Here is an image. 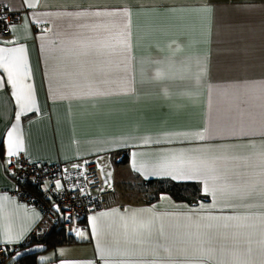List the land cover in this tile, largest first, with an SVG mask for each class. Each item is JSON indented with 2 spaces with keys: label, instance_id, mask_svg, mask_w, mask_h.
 Listing matches in <instances>:
<instances>
[{
  "label": "crops",
  "instance_id": "obj_1",
  "mask_svg": "<svg viewBox=\"0 0 264 264\" xmlns=\"http://www.w3.org/2000/svg\"><path fill=\"white\" fill-rule=\"evenodd\" d=\"M0 2L20 16L10 34H3L0 26V41H14L0 47L23 45L25 49L0 56L14 57L21 73L27 65L29 75L20 79L30 86V94L25 89L28 102H34L17 122L16 88L0 67L4 78L0 84V245L21 243L35 233L33 243L17 251L12 262L35 253L37 264H105L106 260L115 264L153 259L151 250L165 242L173 248L171 259L196 258L199 253L178 239L196 232L193 221L210 212L256 217L255 227L239 229L242 240L251 239L252 253H247L248 245H241L235 257L229 252L226 258L260 264L264 259L259 251L260 217L264 216L260 183L264 180V0H33L37 6L31 9L28 0ZM121 7L131 8L130 15L78 19L57 15ZM101 21L106 27H92ZM79 24L88 27L78 28ZM124 33L127 48L121 44ZM97 41L108 47L97 52ZM157 71L163 72L159 79L154 78ZM97 92L107 94H88ZM13 126L14 136L22 141L19 154L38 163L62 162L66 172L81 171L86 160L92 161L107 188L115 191L114 205L96 210L74 230H67L76 241L46 248L41 240L56 224L12 193L17 184L7 174L5 162L10 157L7 133ZM198 132L205 135L204 141L192 138ZM180 157L215 162L229 186L218 190L215 199L202 191L206 199L194 204L166 193L152 203L133 199L138 191L133 187L143 180L171 178L151 172ZM176 181L203 187L198 180ZM224 184L217 182L218 187ZM245 185L255 188L242 198L233 186ZM200 204L210 207L201 211ZM54 209L60 214V209ZM140 209L148 211L138 212V218H155L153 237L143 243L132 236L130 220L128 236L123 227L124 219ZM93 216L99 235L92 231ZM161 223L167 241L158 235ZM77 231L85 236H77ZM9 232L23 238L8 242ZM227 246L233 248L231 239ZM102 247L111 248L113 254L102 255ZM125 250L136 255L124 256ZM159 258L169 259L163 249Z\"/></svg>",
  "mask_w": 264,
  "mask_h": 264
},
{
  "label": "snow or ice",
  "instance_id": "obj_2",
  "mask_svg": "<svg viewBox=\"0 0 264 264\" xmlns=\"http://www.w3.org/2000/svg\"><path fill=\"white\" fill-rule=\"evenodd\" d=\"M37 3L33 2V0H28L27 7L35 8ZM207 11H211L210 7L206 8ZM131 13V8L121 7L118 9L111 10H95V11H69L63 13H57V15H63L72 18H81V17H117L124 16L127 17ZM16 25L9 24L8 28L11 31H15ZM68 27H72L71 24ZM78 28L88 27L86 24L77 25ZM93 28L96 27H106L103 21L100 23L92 25ZM127 27V25H125ZM47 31H51L48 29ZM123 39L121 40V44L125 48L128 47L127 42V34H122ZM0 43H14V41H0ZM63 43V42H61ZM82 43V42H81ZM98 47L96 48L97 52H100L103 48L108 47V45L103 44L102 42L97 41ZM85 48L88 45H83ZM25 51L24 46L20 45L19 47L12 48H2L0 47V53L8 52V53H23ZM0 67L4 68L7 71L8 81L12 84L14 88H16V92L14 93L16 97V102L20 105V112L16 115V120L19 122L20 117L24 115L26 111H30L34 106L33 103H29L30 96L25 95V89H28L30 94V86L23 84L20 79L21 75L23 78H26L29 75L27 65L23 66V72L21 73L20 66L15 62V58L8 56H0ZM163 76L162 71H157L155 74V79H159ZM4 83V78L0 76V84ZM89 95H105L107 93L97 92V93H88ZM16 127L13 126L12 131L7 133L8 145H7V155L14 156L18 155L19 151L22 148V141L15 137ZM247 134V133H245ZM195 140L204 141L206 139L203 133H196L192 137ZM146 143L148 141H145ZM123 146V145H121ZM135 155V154H134ZM176 158H174V161ZM11 162V161H9ZM135 166V165H134ZM78 167V166H77ZM141 169H137L140 171ZM151 175H164L171 177L173 180H198L202 183V191L206 195L212 196L214 199L217 195L218 190L222 191L224 187H228L227 177L219 174L217 166L215 162L205 161L199 158H184L180 157L178 162H165L161 164L158 168L154 169L151 172ZM264 175V174H262ZM211 181V184H210ZM218 181H225L224 185L218 187ZM264 185V180L260 182ZM57 187H60V182H56ZM236 188V191L239 192L242 198L247 197L254 190L255 185H245V186H233ZM262 194H264V188H262ZM167 198V197H164ZM215 205H212L214 207ZM210 206H206L204 204L198 205L199 210L204 211ZM231 207V206H229ZM116 211V210H113ZM148 209H140L137 212L131 213V215L124 219L123 227L125 229V235L128 236L129 223L131 221V233L132 236L138 237L136 240L137 243H143L144 239H151L153 237V227L155 225V218H138V212H147ZM101 216H107L109 213H101ZM188 219H192L191 216ZM255 219L256 217L252 214L247 215H239V214H230V215H214L210 212H205L204 215L199 216L195 221H193L196 232H188L185 233L183 237L178 239V242L182 245H190L193 247L194 251L199 253V256L196 258H182L179 260L171 259L173 248L170 247L167 242L164 244H158L156 248L152 249L149 253L153 256V259H125L115 262V264H252L251 261L241 260L238 258L227 259L226 255L229 252H232L235 257L236 251H238L241 245H248L246 251L248 254H251L253 249L251 248V239H241L240 237L243 235L239 229L244 227H255ZM200 221H206V223H200ZM92 231L94 234L99 235V228L97 225V217H92ZM235 222V223H232ZM260 235L261 239L259 240L260 245V255L264 257V216L260 217ZM158 235L160 237H164L165 241H167V236L165 234V229L163 223L159 225ZM77 236L84 237L85 233L83 231H77ZM23 238V234L13 236L10 232L7 236L8 242H12L14 240H20ZM231 239L233 248H228V241ZM97 247H100L99 242L97 243ZM159 249H163V251L167 254L169 259L163 260L159 258ZM101 254L105 256H111L113 254V250L108 247L100 248ZM124 256H133L136 255L135 251L125 250L121 253ZM143 255V252H141ZM61 264H91V262H70V261H62ZM105 264H110L109 261H105ZM260 264H264V259L261 260Z\"/></svg>",
  "mask_w": 264,
  "mask_h": 264
},
{
  "label": "built area",
  "instance_id": "obj_3",
  "mask_svg": "<svg viewBox=\"0 0 264 264\" xmlns=\"http://www.w3.org/2000/svg\"><path fill=\"white\" fill-rule=\"evenodd\" d=\"M19 19V14L9 5L0 2V26L3 34H10L8 25ZM5 170L17 184L12 191L14 195L39 208L54 224H62L67 230H74L96 210L116 203L115 191L105 187L101 170L92 161L86 160L81 171L66 172L62 162L38 163L20 153L6 160ZM57 181L60 182V187H57ZM26 185L36 189H30ZM55 206L61 210L60 214L55 211ZM34 239L35 233L32 231L21 243L0 245V264H17L12 262V256L32 244Z\"/></svg>",
  "mask_w": 264,
  "mask_h": 264
},
{
  "label": "trees",
  "instance_id": "obj_4",
  "mask_svg": "<svg viewBox=\"0 0 264 264\" xmlns=\"http://www.w3.org/2000/svg\"><path fill=\"white\" fill-rule=\"evenodd\" d=\"M28 188L35 190L36 188L26 185ZM133 188L142 189L145 196L143 197L147 203L155 202L159 197L166 193L171 195L177 201H185L190 204L197 203L201 199H206L200 185L193 181H176L171 178H151L143 180L139 185ZM141 188V189H140ZM75 237L72 233H68L62 224H56L53 231L42 238L41 242L46 248L57 246L63 243L74 242ZM35 253L25 254L21 256L15 263L17 264H37Z\"/></svg>",
  "mask_w": 264,
  "mask_h": 264
},
{
  "label": "rangeland",
  "instance_id": "obj_5",
  "mask_svg": "<svg viewBox=\"0 0 264 264\" xmlns=\"http://www.w3.org/2000/svg\"><path fill=\"white\" fill-rule=\"evenodd\" d=\"M105 187L107 188V186L105 185ZM107 189H109V188H107ZM138 189V191H136L135 193H133V196H134V200H136V199H140V200H142V199H144L143 197L145 196V194L142 192L141 193V191H142V189L141 190H139V188H137ZM110 190H112V189H110Z\"/></svg>",
  "mask_w": 264,
  "mask_h": 264
},
{
  "label": "water",
  "instance_id": "obj_6",
  "mask_svg": "<svg viewBox=\"0 0 264 264\" xmlns=\"http://www.w3.org/2000/svg\"><path fill=\"white\" fill-rule=\"evenodd\" d=\"M56 208H58V206H56ZM59 209V208H58Z\"/></svg>",
  "mask_w": 264,
  "mask_h": 264
}]
</instances>
